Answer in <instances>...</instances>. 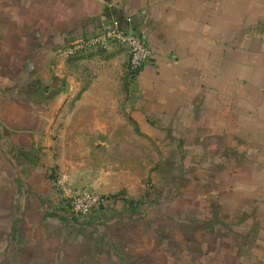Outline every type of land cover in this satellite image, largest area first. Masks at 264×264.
<instances>
[{
	"label": "crops",
	"instance_id": "obj_1",
	"mask_svg": "<svg viewBox=\"0 0 264 264\" xmlns=\"http://www.w3.org/2000/svg\"><path fill=\"white\" fill-rule=\"evenodd\" d=\"M114 20L149 42L153 62L130 81L126 49L90 52L62 63L61 83L56 50L111 28ZM11 36L27 42L9 62L0 59V105L11 98L0 110V264H264V239H242V224L224 223L230 211L242 214L243 194L261 196L264 190V169L251 166L242 175L239 162L247 147L237 138L242 119L264 121V0H0V52L17 48L18 40L6 41ZM23 55L31 60L26 63ZM24 70L46 72V91L21 81L23 97L19 91L11 93L13 99L7 79ZM42 95L60 109L71 103L73 117L127 115L167 168L182 158L183 181L196 178L189 166L201 160L208 140L216 151H231L216 155L223 162L200 167L216 174L226 170L222 180L232 192L222 197L236 203L210 207L189 189L155 192L160 202L151 205L148 193L134 198L127 189L126 197L109 196L85 220L70 218L49 191L52 159L32 139L42 128L30 103L43 101ZM195 213L208 218L199 225Z\"/></svg>",
	"mask_w": 264,
	"mask_h": 264
},
{
	"label": "rangeland",
	"instance_id": "obj_2",
	"mask_svg": "<svg viewBox=\"0 0 264 264\" xmlns=\"http://www.w3.org/2000/svg\"><path fill=\"white\" fill-rule=\"evenodd\" d=\"M108 9L110 8L108 7ZM7 30L9 29H6V32ZM13 32L14 31H10L9 35L13 34ZM17 40L18 39L11 36L6 41L14 44ZM4 41V39H0V47L1 42ZM18 41L17 48L15 46L6 51L2 49V52H6V54L0 52V59L3 62H9L14 57V54L18 53L17 50L19 48H25L22 47L20 43L25 45L27 40L21 39ZM69 44L70 42L56 50V65L61 66L60 64L66 60L79 58V56L67 55L66 48ZM23 56L20 57H23L26 63L31 60L30 55ZM66 63L72 62L68 61ZM24 66L25 64L23 67ZM64 70L65 67H63V64L57 70L60 74L59 78L61 83H63V79L66 78L64 77L66 75V73L63 72ZM24 71L21 77L12 78L13 72L12 75L10 74L11 78L7 79L9 83H6L9 84V86H6L8 94L14 93L13 95L19 96L20 93L18 92L21 91V96L23 97L26 89L21 88V81L27 84V86L33 84V87L35 85L39 86V88L36 89L41 88L45 90L44 88L48 83L47 77H45L46 72ZM3 73L4 69H2L1 65L0 77L3 76ZM17 74H19V72H17ZM15 82L16 84H13ZM17 85L19 86L17 87ZM3 89L5 90V88ZM4 92L6 94V91ZM17 96H12V98L16 99ZM41 97L43 101L30 103V109L33 110V108H35L39 114V119L37 121L40 120L41 122L38 123L35 121V124L42 128V132H39V135H42L39 137V135L33 134L34 137L32 139L33 143L37 144L42 150H47L46 152L49 153V157L52 159L54 165L48 167V174L46 172L50 182L49 191L52 196H55L64 206L66 205L61 201L60 197L65 191L70 195L88 191L108 198L110 201L109 196L119 195L126 197L128 191L131 190L134 192V198L141 197L143 193H148V198L152 196L153 203H151V205H153L154 203L160 202V197L155 194V192L163 194L173 190L196 189L195 195L200 196L201 194V196H203L202 198L200 197L201 199L199 198L200 200L198 199V201H203L204 205L209 204L210 207L215 206L220 208L221 205L218 204V202H221V204L226 201L231 202L227 204V206H232L236 203L234 199L227 200L222 197L225 195L223 194L224 192H232V188H227L228 183L222 180L223 176L228 175L225 169H229V165L222 167L225 168L222 171H225L218 174L210 171L207 166L200 167L202 164L213 165L216 162H223L222 158H218L216 155L218 153H225L231 156V151H216L218 147L213 145L214 142L210 144V140H208V143L204 144L206 150H202L203 152L200 153V157L202 156L201 160L198 161V159H195L192 161L191 166H189L190 173H194L196 178H198L183 181V175L187 171V168L179 163V161H182V158H179V161L177 159L174 160V162L171 161L172 165L170 168H167L169 166H165L166 163L163 159L159 161L158 156L160 153L155 150L152 145L147 147V141L133 131L135 130L134 124L127 115L112 120L73 117L72 112H70L71 103H66L62 111V109L57 108L58 104L49 101L50 97L47 95H42ZM10 99L1 103L0 110L4 111V107L11 103ZM242 120L244 121L242 122V134H240L239 137L237 136V138L240 143H243L247 147L242 151V161L240 159L241 162H239L242 165V170H244L242 175L246 176L248 174V172H246L248 170L247 168L251 166L257 165L256 168L259 171L264 169V140L261 139L260 135L256 134L258 130L264 132V121L262 124L260 118L258 120L253 118L248 119V121H245V119ZM255 122L257 126H255ZM78 128H86L98 133L94 134L93 132V134L88 135L81 133L75 134L74 132H76L75 130ZM205 140L206 139L201 141L200 139L202 143L205 142ZM253 156L255 158L254 162L249 163L250 160L248 159L253 158ZM158 174L162 177L161 184L157 182L159 177L157 176ZM225 179H227V177H225ZM247 185L252 188L254 187V183H248ZM221 192L222 195H220ZM260 194L261 196H257L259 195L257 193L249 192L243 194L242 214L239 215L237 211H230L229 213L226 212L228 218H226L227 216H223L224 223L231 224L232 226L242 224V229L237 230V233L242 235V239H264V226L261 227L260 225L264 224V190L261 191ZM195 195L192 198H195ZM162 197L163 196H161V198ZM232 208H234V206ZM68 210L70 218L76 219L71 214L69 208ZM219 213V215H222V212ZM157 216L161 217L164 216V214ZM191 216L198 218L197 221L199 225H202L205 219L208 218L207 214L199 215L198 217L195 213L191 214ZM86 218H77V220H85Z\"/></svg>",
	"mask_w": 264,
	"mask_h": 264
},
{
	"label": "built area",
	"instance_id": "obj_3",
	"mask_svg": "<svg viewBox=\"0 0 264 264\" xmlns=\"http://www.w3.org/2000/svg\"><path fill=\"white\" fill-rule=\"evenodd\" d=\"M116 47L129 52L126 72L130 81H136L143 68L151 64L155 58L153 48L147 40L137 32L121 29L115 20L109 29L72 40L66 48V53L68 56H80L86 52L100 53ZM60 199L76 219L89 217L109 203L108 198L88 191L76 195H70L65 191Z\"/></svg>",
	"mask_w": 264,
	"mask_h": 264
}]
</instances>
